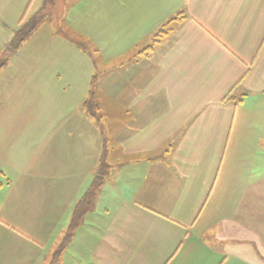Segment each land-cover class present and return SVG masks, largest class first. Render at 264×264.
Here are the masks:
<instances>
[{"label":"crops","instance_id":"0c3cea01","mask_svg":"<svg viewBox=\"0 0 264 264\" xmlns=\"http://www.w3.org/2000/svg\"><path fill=\"white\" fill-rule=\"evenodd\" d=\"M33 1L0 0L1 28L18 29ZM67 1L63 32L46 34L50 46L27 64L41 92L24 114L47 121L31 130L46 148L12 161L28 164L29 190L46 184L33 208L43 199L67 215L44 263L69 264L75 246L92 247L89 264H264V0ZM86 59L111 73L107 116L72 108L88 97ZM102 168L92 209L58 253ZM3 243L0 264H37L35 244Z\"/></svg>","mask_w":264,"mask_h":264},{"label":"rangeland","instance_id":"374dc122","mask_svg":"<svg viewBox=\"0 0 264 264\" xmlns=\"http://www.w3.org/2000/svg\"><path fill=\"white\" fill-rule=\"evenodd\" d=\"M41 1L34 0L28 9L29 2H3L6 5L14 4V8L19 10V12H24L27 9L26 18L18 29L14 28V26H9L8 31L5 28H1L3 22H0V244L6 245L8 243L3 242L21 241L30 246L32 250L33 244H35L37 264H45L44 259H50L49 255L53 251L51 245L55 244L62 234L61 229L67 222V215L61 214L63 208L59 212L47 213L45 208L43 209V199H38L37 207L33 208L37 197L45 194L46 184L38 182L31 186L29 190L28 186H25L21 175L23 174L22 171H27L29 166L26 164V166L22 165L21 168L18 165L20 162H29L27 152L34 154L35 148H38L40 153H42L46 148L44 133L33 135L31 130L36 127L40 129L44 126L47 127V121L43 118L29 117L24 114L28 109L27 102L30 100L27 95L35 97L41 92L38 88L35 89L30 86V81L35 79L36 76L28 72L30 66L27 67V64L33 63V54L37 55L45 46H50L46 34L50 37L52 31L63 32V12L75 4V2L71 1L61 2L62 0ZM18 6L20 7L17 8ZM35 30H38L39 33H44L45 37L42 39L38 38V34L34 33ZM14 35L15 38L13 39ZM19 37L24 38L20 48L14 51L11 50L9 48L10 45H15L16 39ZM7 40L10 42L8 46H6ZM91 57L93 58L94 56L91 54ZM33 59L37 60V56ZM84 64L93 70L89 82L85 83L87 95L89 97L90 92L93 91L94 101L96 98L94 105L99 106L102 113L107 116L109 100L108 98L103 99L100 93L107 89L104 87L108 84L107 80L110 78L111 73L110 71L105 73V70L101 72L98 66L93 69V63H90L87 59ZM18 71L19 75H21L20 78L24 82L18 88L16 86L14 91H11L8 83L15 80L16 84L20 82L18 80ZM100 72L101 76L99 75ZM87 74L85 66V75L87 76ZM97 75V86L92 87L94 77ZM109 88L110 86L108 87V94ZM83 89L84 86L82 85L78 87L71 86L68 90L69 96L74 97ZM7 98H10V100L7 101ZM80 105V109L77 107L78 104L72 108H74V111L81 109L94 111L93 108L90 109L91 104H86L85 100ZM71 120L68 119V121ZM107 123L108 120H104V123L98 126L100 133H102V144L105 145L108 144L107 137H105L109 127ZM62 126L65 125L60 123L58 127ZM17 129L20 134L17 138H14L18 141L13 144L10 139L12 137H9V134L17 132ZM15 134H18V132ZM17 145L20 146L14 147ZM14 160L18 164L12 162ZM105 169L103 168L102 174L105 173ZM94 217L96 219L99 218V216ZM76 249L81 251V248L71 246L64 253V258H68L69 264H89L88 261L92 260V247L82 248L81 253ZM1 252L4 253L3 248L0 249V254ZM19 255L20 258H23V251ZM83 259L84 263L81 261Z\"/></svg>","mask_w":264,"mask_h":264},{"label":"trees","instance_id":"16d2710c","mask_svg":"<svg viewBox=\"0 0 264 264\" xmlns=\"http://www.w3.org/2000/svg\"><path fill=\"white\" fill-rule=\"evenodd\" d=\"M16 40L17 41H16L15 45H12V46L10 45V47H9L13 51L20 47V45L24 41V38H20L19 37ZM82 47H84V45H82ZM96 80H97V76L94 77V80L92 82L93 83L92 87L95 86ZM94 102H95L94 101V94H93V91H91L89 97L86 100V104H91V108L90 109L93 108V110H94V108H95ZM102 170H103V168H102ZM102 170L100 171L101 179L96 181L92 185L90 190H88V192L85 193V195L80 200L78 206L76 207V209L74 211V215H73V218H72V222H71L70 228H69V230L67 232L66 237L64 238V240L62 242V245H61L60 249L58 250V253H60L61 249L67 247V245L70 243L71 239L73 238L77 227L81 224L84 216L86 215V213L88 211H90L92 209L93 201H94V197H95V192L98 191L99 187L102 185L103 175H104V174H102Z\"/></svg>","mask_w":264,"mask_h":264}]
</instances>
